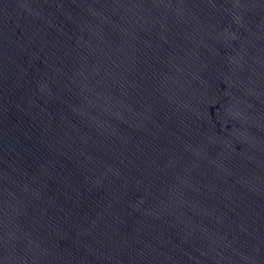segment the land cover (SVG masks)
Wrapping results in <instances>:
<instances>
[{
  "label": "water",
  "instance_id": "1",
  "mask_svg": "<svg viewBox=\"0 0 264 264\" xmlns=\"http://www.w3.org/2000/svg\"><path fill=\"white\" fill-rule=\"evenodd\" d=\"M0 264H264V0H0Z\"/></svg>",
  "mask_w": 264,
  "mask_h": 264
}]
</instances>
